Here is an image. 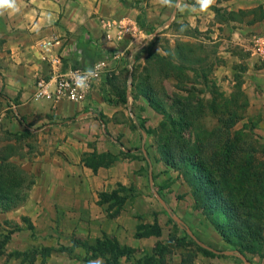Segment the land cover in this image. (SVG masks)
<instances>
[{"label": "crops", "instance_id": "obj_1", "mask_svg": "<svg viewBox=\"0 0 264 264\" xmlns=\"http://www.w3.org/2000/svg\"><path fill=\"white\" fill-rule=\"evenodd\" d=\"M15 5V10H0V125L14 133L32 130L38 134L39 150L27 168L34 182L26 200L0 211L1 223L20 227L0 248V264H27L25 252L32 256L28 264H104L105 258L94 256L90 249L103 237L131 249L129 257L119 258V264H140L158 241L166 245L162 264H181L184 251L174 250L171 244L172 236L185 232L200 245L227 248L211 217L198 209L189 205L194 213H187L188 217L170 216L161 192L176 191L178 185L184 191L191 188L177 170L153 154V135L134 126L140 116L144 126L153 129L161 115L131 88L126 90L127 102H118L106 78L129 70L132 80L136 67L142 71L149 52L164 53L154 37L175 42L183 35L182 24L217 40L232 33L235 44L255 58L251 62L262 63L245 72L253 73L249 74L252 80L242 85L249 86L244 91L248 104L234 127L246 131L247 124L252 125L250 141L256 154L258 149L264 152V54L254 50L257 44L264 50V0H215L207 12L198 10L197 0H171L168 5L161 0H15ZM259 5L262 12L255 18L254 13L249 18H224L216 12L246 11ZM52 37L58 39L51 49L60 55L62 70L105 63L82 102L34 97L37 79L51 75L42 50ZM100 153H108L105 160L111 159L97 164L95 155ZM115 190L126 196L117 213L112 201H100V193ZM151 191L157 200L147 194ZM167 201L174 207V202ZM155 221L159 235H136L138 224ZM192 264L230 263L221 256L198 253Z\"/></svg>", "mask_w": 264, "mask_h": 264}, {"label": "trees", "instance_id": "obj_2", "mask_svg": "<svg viewBox=\"0 0 264 264\" xmlns=\"http://www.w3.org/2000/svg\"><path fill=\"white\" fill-rule=\"evenodd\" d=\"M256 11L262 12V6L229 13L226 11L221 13L216 9V12L223 17L240 16ZM192 31L196 32L194 29ZM195 46L194 43L182 42L175 43L172 53L164 46V53L149 52L142 69L144 78L135 81L132 74L131 89L144 97L155 111L162 115L159 125L168 129L166 130L168 136L157 139L160 159L166 166L181 173L194 195L202 196L196 202V206L205 216L211 217L215 229L222 238L235 249L240 248V252H243L241 249L264 247V165L256 157L257 149L250 141L253 134L252 125H247L246 131L235 129L237 119L231 121V117L222 116H219L216 124L210 128L198 123L200 105L198 101L193 102L191 90L181 85L189 78L185 73V64L196 62L193 51L201 46ZM172 56L176 57V61L171 60ZM161 77H171L178 92L182 91L185 94L160 93L156 89L155 79ZM119 79V74L113 73L112 76H107L106 83L116 95L118 102L125 104L127 84L124 78ZM221 111H225L224 107ZM232 115H235L234 110ZM18 120L21 122L20 118ZM134 126L146 132L153 131L142 123H134ZM181 130L192 134L184 137ZM5 133L10 136L16 135L14 132L5 131ZM106 134L109 135L107 132ZM0 140L5 139L0 138ZM95 156L97 164L111 159L109 157L105 160L110 156L108 153ZM10 157L11 153L0 149V211L10 210L22 204L34 182L31 175L21 169L17 163L12 162ZM145 161L149 166L150 161ZM121 188L124 187H120L119 190ZM125 198L126 196L118 194V190L100 193V201H112L116 205L114 213L120 210ZM15 228L20 229L19 225H15ZM29 228H32L30 224ZM148 234H160L156 221L153 224L137 225L136 235ZM184 234L195 244L196 251L185 252L181 264L188 262L192 264L197 253L210 257L221 256L219 249L204 247L187 232ZM165 248L166 245L156 242L153 253L143 257L142 261L139 260L140 264H162ZM90 249L94 256L101 255L105 258L104 264H119L121 256L129 257L131 253V249L121 247L115 239L109 237L96 239L95 243L90 245ZM249 261L252 263L251 260Z\"/></svg>", "mask_w": 264, "mask_h": 264}, {"label": "rangeland", "instance_id": "obj_3", "mask_svg": "<svg viewBox=\"0 0 264 264\" xmlns=\"http://www.w3.org/2000/svg\"><path fill=\"white\" fill-rule=\"evenodd\" d=\"M251 14L252 13L245 14L244 18H249V15ZM258 15L259 12L256 11L252 17H257ZM181 33H183V35L177 38V40L175 39V42H172L167 38H164V41H161L162 39L159 37H154L153 41L155 44L161 46L162 48L164 46L165 49H168L170 51V53L174 51L175 43L177 44L182 42H189L194 43V45L196 46H201L200 48H197L195 46L196 49H194L193 51L196 62L192 64H185V73L189 75L187 76L189 78L186 79V83L183 82L181 84L185 85L191 90L193 95V102L196 103L198 101V105H200L199 108L201 112L200 114H198V123H200L202 126H205L206 128H210L216 124L219 116L225 118L231 117V121H234L235 119H237L236 121H239L241 118L240 115L244 114L245 106H247L248 104V100L244 91L249 86H245L244 88L242 87V85L246 82V80L247 82H250L252 80L251 75H253L251 71L247 72L246 74L245 72L248 68L253 69L255 67H261L262 63H260L259 61L252 63L251 61L254 57H251V55L249 54L250 51L246 49L243 50L242 47H240L238 44H235L236 40L234 39H236V37L232 33H225V37H223V39L217 40L216 38H211V35H208L207 33L201 35L199 32L192 31L185 25L181 27ZM171 60L173 62L176 61V57L172 56ZM249 74H251L250 77ZM133 75L135 81L144 78L142 71H140V68L138 67L135 68V73ZM244 75H246L245 79L243 78ZM107 76H110V74H108ZM119 77V80L124 78V81H126L127 84V88H131L132 80L130 78L129 70H125L123 73L119 74ZM155 81L156 89L160 93L164 92L167 94H171L176 92L179 94H185V92L182 91L178 92V90L174 87L175 81L171 77L156 78ZM223 107L225 111H221ZM233 110L235 113L234 116L232 115ZM138 115L140 114L138 113ZM137 118V123H142L144 125V119L140 116H138ZM240 126L241 122L238 123V127ZM150 129L151 128H149V130ZM166 130L168 129H166L164 126L160 127V125L158 124L155 128H153V131L150 130L148 132L153 135L154 141L156 143V146H153V149L151 150L154 155L157 154L160 156L158 148L159 142H157V139L159 137H167L168 134L166 133ZM5 131L8 130L4 129L2 125H0V138L5 139L0 140V149L11 153L10 160L17 163L21 169L28 172L27 168L31 165L30 163L32 162V156L35 155L36 150H39V148L36 146V144L38 145L39 141L38 134L32 133V130H24L20 133L15 132V136H10L9 134H6ZM180 132L184 135V137L192 134V132L187 133L182 130ZM6 145L8 147H6ZM9 145L13 146L10 147ZM258 151L259 152L258 154H256V157L259 161L262 162V165H264V152H262V149H258ZM28 173L33 178L32 173ZM178 174L181 177L182 181L186 184V186L189 187L187 182L183 179L181 173L178 172ZM170 177L172 178L173 176ZM175 180L176 179H173V181ZM156 183H160V181L157 180ZM165 183L166 182L164 181V184ZM153 191L147 192V194H149L152 199L155 200L156 197H153L152 195ZM161 194L166 198V201L169 200L171 202H174V207H171L168 205V201H164L171 211V217L174 216L179 219L185 216L188 217L187 213H194L188 210L187 206L189 207V205L192 207V209H198L200 214L202 213L201 209L196 206V202L200 200L202 196L194 195L192 191H184V189L181 188L180 185L176 187V191L172 190L171 192H169L165 190L164 192H161ZM174 198L176 201L174 200ZM160 199L164 200V198L162 197H160ZM178 203L181 204L179 207ZM187 228L189 231H191L189 227ZM183 229L185 230V226ZM15 230L16 228L14 224L6 221L4 223L0 222V248L4 244H6L8 238ZM189 235L194 240L197 239H195L192 234L189 233ZM172 238L175 241L171 244V247L175 248L174 250L184 251V253L187 251L189 253H193L196 251L195 244L190 238L185 237V234H181L179 236H176L175 234L174 236H172ZM227 246L228 247L225 249H217L220 250L221 257L226 258L230 264H245L244 260L240 256H243L247 260H251L254 264H264L263 246L259 248L255 247L251 250L241 249L243 250V252H240V248L235 249V247H232L230 245ZM230 251L233 253H229ZM25 254L26 255L23 257L24 261L27 262V264L29 261L32 262V256H28L29 253L27 254V252H25ZM188 264H190V262H188Z\"/></svg>", "mask_w": 264, "mask_h": 264}, {"label": "built area", "instance_id": "obj_4", "mask_svg": "<svg viewBox=\"0 0 264 264\" xmlns=\"http://www.w3.org/2000/svg\"><path fill=\"white\" fill-rule=\"evenodd\" d=\"M58 42L56 37L43 43V59L49 63L51 75L49 79L38 78L36 81L35 99L48 98L53 101L82 102L89 95L94 84L101 77L104 61H98L90 67H72L62 70V60L58 53L52 52V46ZM255 45V51L264 54V50ZM92 73V75H89ZM83 80L84 87L78 86ZM52 83V85H51Z\"/></svg>", "mask_w": 264, "mask_h": 264}, {"label": "clouds", "instance_id": "obj_5", "mask_svg": "<svg viewBox=\"0 0 264 264\" xmlns=\"http://www.w3.org/2000/svg\"><path fill=\"white\" fill-rule=\"evenodd\" d=\"M162 4L168 5L171 3V0H161ZM215 3V0H197V4L199 5V11L200 12H207L211 8V6ZM179 7V5H177ZM16 9L15 0H0V10L3 9ZM195 10V9H194ZM89 75H92V73H89ZM78 86L84 87L83 80H80L78 82ZM93 264H99L98 261L93 262Z\"/></svg>", "mask_w": 264, "mask_h": 264}, {"label": "water", "instance_id": "obj_6", "mask_svg": "<svg viewBox=\"0 0 264 264\" xmlns=\"http://www.w3.org/2000/svg\"><path fill=\"white\" fill-rule=\"evenodd\" d=\"M202 246H204V247H206L205 245H203L202 244ZM211 249V248H210ZM213 250V249H212ZM229 253H233V252H229ZM243 260H244V262H245V264H252L249 260H247V259H245L243 256H240Z\"/></svg>", "mask_w": 264, "mask_h": 264}]
</instances>
